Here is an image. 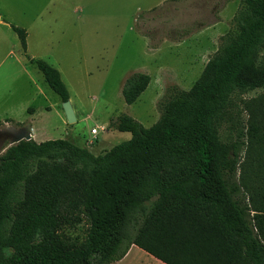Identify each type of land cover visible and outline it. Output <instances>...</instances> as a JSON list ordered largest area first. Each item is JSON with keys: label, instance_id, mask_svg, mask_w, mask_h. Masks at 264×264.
Listing matches in <instances>:
<instances>
[{"label": "trees", "instance_id": "16d2710c", "mask_svg": "<svg viewBox=\"0 0 264 264\" xmlns=\"http://www.w3.org/2000/svg\"><path fill=\"white\" fill-rule=\"evenodd\" d=\"M239 1L231 29L199 78L188 90L171 87L149 128L118 116L110 125L131 137L99 155L64 139L5 148L0 264H111L131 245L176 264L154 248L198 256L204 221L223 243L222 264H264V97L247 106L256 115L245 164L238 166L236 145L219 137L231 96L264 89V66L256 63L264 45V0ZM11 29L25 52L26 31ZM28 61L67 101L59 72L44 60ZM149 82L142 73L127 78L125 104ZM82 222L83 238H68L65 230Z\"/></svg>", "mask_w": 264, "mask_h": 264}, {"label": "rangeland", "instance_id": "374dc122", "mask_svg": "<svg viewBox=\"0 0 264 264\" xmlns=\"http://www.w3.org/2000/svg\"><path fill=\"white\" fill-rule=\"evenodd\" d=\"M239 8V0H0V19L6 24L1 29L8 34L5 43L9 47L12 39L13 52L20 55L10 26L25 29L26 55L57 69L76 121H66L60 98L36 67L24 60L41 95H32L34 87L28 85L22 67L15 65L11 84L15 97L23 102L24 96L32 97L26 108L15 104L11 118L22 124L36 109L33 126L39 135L32 140L64 139L93 155L102 154L131 137L111 126L112 120L127 115L149 128L159 119V102L171 87L188 90L193 85L231 29ZM256 63L264 66V45ZM138 73L147 74L150 82L127 105L122 86ZM263 97L264 89L234 93L219 128L220 140L236 145L238 166L248 158V131L256 115L247 106ZM94 128L97 133L92 135ZM240 172L238 167L233 183H238ZM85 229L82 222L65 234L81 240Z\"/></svg>", "mask_w": 264, "mask_h": 264}, {"label": "crops", "instance_id": "0c3cea01", "mask_svg": "<svg viewBox=\"0 0 264 264\" xmlns=\"http://www.w3.org/2000/svg\"><path fill=\"white\" fill-rule=\"evenodd\" d=\"M5 26L6 24L3 23V21L0 19V128L4 126L20 127L23 125H28L31 129L32 139L34 136L39 135L38 128L33 126V121L36 117L35 111L37 110L32 109V112H29L30 114L28 119L22 124L15 122L11 118L14 105L17 104L19 109L26 108L27 104L30 103V99L32 96H24L27 97L25 102L21 101L18 97H15L16 93L15 90L12 88L11 84L13 82L15 65H19L22 67L24 74L28 78V85H30V87H34L35 91L32 95H41V91L38 89L36 83L33 82L32 78L29 75V71H27V67L22 62L24 60V62L27 63L26 65L32 66V64L29 63L28 59L39 58L32 57V55L31 57L26 55L27 44L25 52H22L20 48V55L15 56L13 52L14 44L12 39H10L9 47L8 44L5 43V35L6 37H8V34H6L3 29H1ZM197 234L198 241L200 245H202V250L198 256H192L191 254H187L184 252L172 253V250L170 248L162 245L157 246L156 248H154V250H156V252L160 255H163L166 258L173 260L176 264H222L220 249H223V243L221 239L215 235L213 230L210 229V227L205 221L199 225L197 229ZM133 261H137L139 264H166L160 259L154 257L151 253H148L135 245H131L128 248L123 258L111 264H132Z\"/></svg>", "mask_w": 264, "mask_h": 264}, {"label": "water", "instance_id": "95a60500", "mask_svg": "<svg viewBox=\"0 0 264 264\" xmlns=\"http://www.w3.org/2000/svg\"><path fill=\"white\" fill-rule=\"evenodd\" d=\"M63 111L68 123H74L76 121L73 109L69 101L63 102ZM31 140V129L28 125L17 126H4L0 128V154L2 147L15 145L20 141Z\"/></svg>", "mask_w": 264, "mask_h": 264}, {"label": "built area", "instance_id": "2783aa9c", "mask_svg": "<svg viewBox=\"0 0 264 264\" xmlns=\"http://www.w3.org/2000/svg\"><path fill=\"white\" fill-rule=\"evenodd\" d=\"M97 133V129H91L90 134L95 135Z\"/></svg>", "mask_w": 264, "mask_h": 264}, {"label": "bare ground", "instance_id": "6f19581e", "mask_svg": "<svg viewBox=\"0 0 264 264\" xmlns=\"http://www.w3.org/2000/svg\"><path fill=\"white\" fill-rule=\"evenodd\" d=\"M74 115H75V113H74ZM76 118V117H75Z\"/></svg>", "mask_w": 264, "mask_h": 264}]
</instances>
